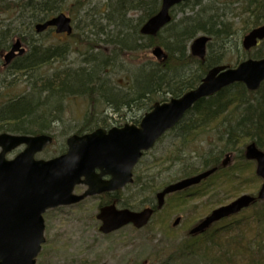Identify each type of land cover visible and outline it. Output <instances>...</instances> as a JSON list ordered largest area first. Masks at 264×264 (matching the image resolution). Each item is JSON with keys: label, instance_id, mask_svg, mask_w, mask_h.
Returning <instances> with one entry per match:
<instances>
[{"label": "trees", "instance_id": "1", "mask_svg": "<svg viewBox=\"0 0 264 264\" xmlns=\"http://www.w3.org/2000/svg\"><path fill=\"white\" fill-rule=\"evenodd\" d=\"M161 1L105 0L93 7L91 0H0V55L9 49L15 38H20L28 47L24 55L15 58L11 65L4 69V77L7 79L17 75L20 79H25L26 88L29 89L26 93L0 101V133H51L60 121L64 100L69 96L78 95L87 97L89 103L82 124L74 133L82 134L93 129L90 127L97 120L94 119L97 107L105 103L113 104L115 111L136 106L138 113L134 112L130 119L137 122L142 115L139 112L150 110L157 99L166 101L168 94L171 98L179 97L196 87L211 66L227 61L226 56L231 48L226 44L230 38L235 39L232 46L238 50L234 62L230 63L237 64L242 57H264V41L250 51L243 50L240 42L248 31L264 24V0H189L173 9L176 13L177 8L188 7V14L177 21L176 15L173 14L172 22L156 36L142 35V24L159 10ZM235 5L239 6L234 8ZM234 9L240 10L238 13L243 16L242 26L237 29L240 33L235 30L228 17L229 12L234 13ZM60 12H67L74 22L78 20L75 28L79 32L67 36L69 40L65 42L47 43L38 40L35 24L44 22ZM81 21H85L83 27L79 25ZM199 34H206L211 38L207 45L205 61H200L189 52L190 42ZM154 45H162L168 51L167 59L163 62H139L143 55H148ZM72 46L75 49L83 48L84 51L79 49L83 53V65L77 68L65 67L48 74L45 66L63 61ZM106 46L112 48L107 51ZM118 57L128 59L137 66L138 73L143 74L137 85L136 81H133V74L137 72L131 71L128 92H115L105 86L101 75ZM74 87L79 89H73ZM234 88L237 92L232 99L226 97L232 90L227 88L198 102L188 113L195 115L193 121L187 120L186 117L183 124H180L184 128L180 133L185 142L195 140L208 126L221 130L219 139L225 143L223 149H211L208 155L200 157L199 160L189 161L190 159L183 157L181 146H178L174 149L177 154L173 155V162L184 159L187 161L177 179L215 166H219V171L213 176L227 173L226 175H232L234 181V174L239 173L240 180L236 182L237 188L240 186L238 192L246 191L255 195L262 179L255 174V163L245 160L244 150L239 166L234 168L232 165L223 169L219 165V159L224 152L233 149L232 147L241 140L244 145L246 138H251L264 150V96L261 100L254 96L252 102L245 97L250 92L244 85L236 84ZM233 104L243 109L241 117L235 123L230 122L228 115L225 116L226 107L230 108ZM212 180L208 188L209 193L223 187L219 177ZM154 181H143L137 177L132 184L136 186L132 194L134 202L127 201L131 199L121 200L123 205L132 209L141 208L143 202L148 200L147 196L154 194L160 187L157 183L154 184ZM245 183L249 186L245 187ZM224 189L229 191L228 186ZM238 195L236 193L234 197ZM202 196L201 192L193 195L179 192L170 196L169 203L158 214L156 228L171 238L184 234L183 245L190 248L188 252L198 254L204 261L203 264H264V201H256L248 208L254 209V213L243 212L245 217H238L229 225H221L218 222L196 235L190 234V228L210 212V203L215 199L209 200L208 207L197 213L193 221H184L175 227L171 225L170 219L173 215L188 211L191 200ZM260 202L263 205L258 207ZM252 214L256 217L255 228L250 226L244 229L243 226L252 221ZM238 229L240 232L237 233ZM247 231H250L249 236L254 237L255 242L245 237Z\"/></svg>", "mask_w": 264, "mask_h": 264}, {"label": "water", "instance_id": "2", "mask_svg": "<svg viewBox=\"0 0 264 264\" xmlns=\"http://www.w3.org/2000/svg\"><path fill=\"white\" fill-rule=\"evenodd\" d=\"M183 1L187 0H162L160 10L146 21L141 33L156 35L170 23V9ZM49 27H54L57 33L71 34L72 19L63 12L37 23L35 30L40 33ZM263 39L264 24L244 36L243 46L250 49ZM208 41L207 35L196 37L190 46L192 55L204 59ZM24 52L21 39H16L3 56L4 64H10ZM152 54L158 61L168 56L161 46L153 47ZM263 81L264 58L246 59L236 67L214 66L196 88L168 102H156L139 126L125 124L108 131L99 128L83 135L73 134L67 138V151L50 159H37L35 154L52 143L51 135L0 134V264H36L45 242L44 212L132 183V170L143 152L153 147L157 139L175 126L199 100L235 82H243L249 90H257ZM22 144L26 145L23 151L14 158H7L9 152ZM245 157L257 161L256 173L264 179V151L251 142L246 147ZM230 162L228 154L222 165L226 167ZM215 171L216 168L205 170L167 185L157 193L158 208L164 205L167 194L199 184ZM104 175L110 178L105 180ZM77 184H85L88 188L82 194H76ZM257 198L264 199V182ZM255 200V196L242 194L231 203L214 209L190 233L204 231L214 222L248 208ZM153 212L151 207L135 211L118 208L115 203L104 205L97 214L101 221L99 230L109 234L129 224L142 228L148 224ZM177 222L178 219L175 224Z\"/></svg>", "mask_w": 264, "mask_h": 264}, {"label": "rangeland", "instance_id": "3", "mask_svg": "<svg viewBox=\"0 0 264 264\" xmlns=\"http://www.w3.org/2000/svg\"><path fill=\"white\" fill-rule=\"evenodd\" d=\"M104 1L105 0H91V4L94 7V5L100 4ZM238 6L239 5H235L234 8H237ZM189 11L190 10L188 7L177 8L175 10V21L188 14ZM238 11L240 10L234 9L235 14L229 12L228 17L230 22L234 25L235 30L240 33V31H238L237 29L242 26L241 20L243 19V16H241ZM91 12L97 14L94 11ZM77 22L78 20L74 22L75 33L79 32L75 28V23L77 24ZM84 22L85 21L80 22V27H83L85 25ZM37 37H39L38 40H43L47 43H52L54 41L65 42L66 40H69L67 38V35L57 34L54 31H45L42 34H37ZM70 40L73 41V39ZM229 40L227 41L226 45H229L228 48L230 47L231 50L226 56L227 61H224L226 63L234 62V58H236V53L238 51L234 46H232L235 42V39L230 38ZM24 46L27 52L28 47L26 45ZM110 48L112 47L106 46L107 51H109ZM70 49V52L67 54L63 61L55 62L53 64L45 66V71L48 74H51L55 73L54 71H59L60 69H63L65 67L77 68L83 65L82 60L84 59V57L81 55L83 53L79 51V49H82V51H84L83 48L75 49V47L72 46ZM244 55L245 54H243V56ZM250 57L252 56L242 57V59ZM141 61L144 63L157 60L154 56H152L150 50L148 55L142 56V59H140L139 62ZM232 65H234V63ZM5 68L6 67L3 68V55H0V101L5 98L26 93L29 90L26 88L27 85L24 82L25 79H20L17 75L15 77H8L7 79H5V73H3ZM131 71L137 72L133 74V81H136V84L138 85L137 81H140L142 79L143 74L138 73L136 65L132 64L128 59H124L122 57L116 58L114 64L109 65L107 68H105L104 71L101 72V75L104 78L105 86L112 88L113 90H115V92L119 90L123 93V91H129V86L131 85ZM178 74H180V71L178 72ZM10 81L12 83H9ZM73 89H79V87H74ZM234 90L235 89L233 88L230 92L227 93V99L233 98L234 93L237 92V90ZM166 96L168 100L170 98V95L168 94ZM254 96L257 99L261 100V98L264 96V84L258 91H256L255 93H249V95L246 94L245 97L249 98L253 102L254 100L252 99H255ZM88 103L89 102L87 97L79 95L69 96L64 100L62 104V111L60 114V121L56 124V126H54L55 128L52 132L54 141L43 152L37 154V158L48 159L62 154V152L66 150V139L70 134L74 133V130L79 125L82 124L83 117L87 113ZM234 106L235 104L231 105L230 108L226 107L225 109V116L228 115L227 118H231L230 122L232 123L237 122L243 112L242 108H237L236 106ZM135 107L136 106H134V108L132 109L120 108L117 109L118 111H115L116 109L113 104H102L97 107V111L94 114V119L97 118V120L90 128L94 129L98 126H105V124H107L108 122L106 116L116 117L120 113L129 115L127 119L129 120L128 122H130V116L134 114V112L138 113ZM140 113L142 114L144 112L141 111L139 112V114ZM194 116L193 114H188L187 120L193 121ZM118 120L124 121L125 119L119 117ZM220 129L223 130L224 127H220ZM220 132L222 131L213 128V126H208L207 129L195 140L190 139L192 141L186 142L184 146L182 145L183 148L181 149L183 150V157L185 159H190L189 161H195L199 160V158L202 156L208 155L209 152H211V149L216 151L221 148L223 149L225 143H223V141L219 139ZM241 141L236 143L232 147L233 149L230 150L234 152V158L232 160L234 168L241 164L242 151L245 149V146L253 140L251 138H246L244 145ZM179 144L180 140L175 137V133H170L166 138H162L157 143V145L153 149H151V152L142 159L141 163L138 166V170L143 169L146 164L154 162L153 164H151L152 166H156L151 168L153 170L155 169L153 173L156 174V178H153L155 180L153 183H157V185L160 186L162 183H166L177 178L181 174L184 163L187 162L185 159L183 161L175 160V163H172L170 161V154L172 152L174 156L177 154V151H175L174 149L177 148ZM18 151L19 150L14 151L9 155V157H13ZM224 154L220 157L221 159L225 157ZM156 168L158 169L156 170ZM226 174L227 173H221L220 175L212 176L211 180H209L210 183L206 187L194 191V193H199V191L203 189H208L213 182L212 179L216 177H219L221 180L226 182V186H228V188L231 190L226 191V189H224L226 193L224 198H222V196L220 195L219 190H214L209 193V197L207 199H215V201H211L210 203V211L218 207L219 205L232 201L235 198L234 196L236 193L239 195L247 193L246 191L242 193L238 192L240 186H238L237 188L238 183L236 184V182H239L240 180L239 173L234 174V181H232V175ZM236 176H238L239 179L236 178ZM226 179H228V181ZM247 186H249V184L245 183V187ZM234 188H236V190H234ZM135 189V185H131L130 187L121 189V192L119 194L121 199H131L127 201L134 202V197H132V194ZM83 190L84 186H78L75 191L76 193H81L83 192ZM151 195H148L147 199H149ZM200 199L201 198L194 200L196 201ZM99 200V197L96 196L88 197L78 204L70 206H60L57 208L49 209L45 212L44 234L46 240L42 245V250L39 256L37 257L36 264H203L204 261L197 256L198 254L188 252L190 248H188L186 245H183L185 237L184 234L178 235L177 238H171L168 237L167 234L156 228V223L158 222L157 217L153 218V220L144 228L138 229L132 225H127L107 235L101 233L98 229L100 222L96 219V213L98 209L97 207L100 202ZM260 203L261 204L258 205V207L263 205L262 202ZM196 205L197 204L194 205L191 212H182V215L183 217H185V219L189 218V216L195 218L197 213H201V211H197ZM168 207L169 205L167 206V208ZM243 212L254 213V209L242 211L232 218L222 220L220 221L221 225H229V223L234 219H238V217H245L246 215H243ZM252 215V221L249 224L244 225V229L249 228L250 226H253L255 228L256 217L254 216V214ZM173 219L174 218L171 219V224L173 222ZM238 227L240 226L238 225ZM242 230L243 229H241V231ZM236 232H240V229L236 230ZM249 234L250 231H247L245 237L250 238L251 241L255 242V238H251Z\"/></svg>", "mask_w": 264, "mask_h": 264}, {"label": "flooded vegetation", "instance_id": "4", "mask_svg": "<svg viewBox=\"0 0 264 264\" xmlns=\"http://www.w3.org/2000/svg\"><path fill=\"white\" fill-rule=\"evenodd\" d=\"M257 27V26H256ZM262 41H264V39L263 40H261V41H259V44L262 42ZM258 44V45H259ZM122 113H120V114H118V116H116V117H109V116H106V118L108 119V122H107V124H105V126H103L102 128H105L107 131L110 129V128H113V127H115V128H122L126 123H128V117H129V115H124V114H122ZM119 117H121V118H123V119H125L124 121H119L118 120V118ZM122 122H125V123H122ZM131 123H134V124H136V125H139L140 124V121L138 120L137 122H135V121H130ZM182 124V123H181ZM184 128L183 127H181L180 125H177V126H175V127H173L172 129H170L169 131H167V132H165V134H163V136H161V138L157 141V143L162 139V138H166L167 137V135H169L170 133H175V137L176 138H178L179 140H180V144H179V146H181V148H183L182 147V145L184 146L185 145V141H184V137H183V135L180 133L181 132V130H183ZM188 141H192V140H188ZM187 141V142H188ZM157 143L155 144V146L157 145ZM154 146V147H155ZM153 147V148H154ZM23 148V147H22ZM183 151V150H182ZM151 152V150H149V151H147V152H144V154H143V157L141 158V159H143L144 157H146L149 153ZM233 153L234 152H232V151H230L229 150V152H226L224 155H225V157L227 156V154H229L230 156H231V162H232V160H233V158H234V155H233ZM224 159V158H223ZM223 159H219V162H220V164L222 165V162H223ZM170 161L173 163V152L170 154ZM154 162H151L150 164H146L144 167H143V169H141V170H138V168L136 169V170H134V177H136V175H138V177H140V179L141 180H150V179H153V178H156V174L155 173H153V171L155 170H153V169H151L152 167H156V166H152L151 164H153ZM158 168H156V170H157ZM155 172H157V171H155ZM110 176L109 175H105V176H103V178H105V179H108ZM221 180V179H220ZM222 181V185H223V187L222 188H220V192H221V194L224 196L226 193H225V190H224V187L226 186V184H225V182L223 181V180H221ZM210 183V181L208 180V181H206L202 186H200V187H198V188H196L195 190H200L201 188H203V187H206L208 184ZM84 186V185H83ZM236 186V185H235ZM87 187L86 186H84V190L86 189ZM163 187H161L159 190H161ZM193 188V187H192ZM192 188H190V190H188V192H186V195H192L193 193H194V189H192ZM83 190V191H84ZM158 190V191H159ZM229 190H231V189H229ZM234 190H236V188H234ZM158 191H156L154 194H152L151 195V197H149V199L147 200V201H144L143 202V204H142V208H144V207H152V208H156V205L158 204V200H157V197H156V193L158 192ZM120 192L121 191H118V192H116V193H112V192H110V193H108V194H101V195H97L96 197H99V204H98V211H100V208L102 207V206H104V205H108V204H112V203H115L116 204V206L118 207V208H126V206H124L123 205V203L121 202V197L119 196V194H120ZM199 192H201V193H203V196H202V198L200 199V200H191L192 201V204L191 205H189V207H188V212H191V210L193 209V206L195 205V204H197L196 205V209H197V211H203L206 207H208V197H209V190L208 189H203V190H201V191H199ZM173 194V193H172ZM171 194V195H172ZM170 195V194H169ZM169 195H167L166 196V200H165V203H166V205H167V203H169ZM183 199H185V200H187V199H189L188 197H184ZM154 214H155V212L153 213V216L152 217H154ZM232 216H229V218H231ZM190 218H191V220H190ZM177 219H178V222H180V223H182V222H184V221H188V220H190V221H193L194 220V217H192V216H189V218H187V219H185V217H183V215H182V213L180 214V215H178V214H176L175 215V217H174V220L173 221H177Z\"/></svg>", "mask_w": 264, "mask_h": 264}]
</instances>
